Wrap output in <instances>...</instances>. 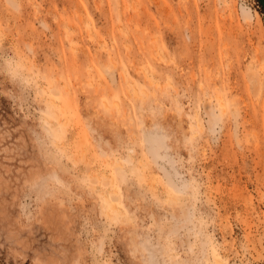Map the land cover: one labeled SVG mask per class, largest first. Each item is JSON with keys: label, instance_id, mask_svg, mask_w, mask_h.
I'll return each instance as SVG.
<instances>
[{"label": "rangeland", "instance_id": "rangeland-1", "mask_svg": "<svg viewBox=\"0 0 264 264\" xmlns=\"http://www.w3.org/2000/svg\"><path fill=\"white\" fill-rule=\"evenodd\" d=\"M0 264H264L258 0H0Z\"/></svg>", "mask_w": 264, "mask_h": 264}, {"label": "snow or ice", "instance_id": "snow-or-ice-1", "mask_svg": "<svg viewBox=\"0 0 264 264\" xmlns=\"http://www.w3.org/2000/svg\"><path fill=\"white\" fill-rule=\"evenodd\" d=\"M106 73L110 74L111 73V69L108 68L106 70ZM103 107H104L105 110L107 109V105H104ZM145 143L147 145L148 142L146 141ZM135 175H136L135 172L128 173V172H123L122 171L121 173H119L120 179H121V181L123 183H127L128 180H129V177L130 176H135ZM165 180L168 181L170 187L177 193H182V192L186 191L187 188H188V185H186L179 177L166 175L165 176ZM21 243H23V242L21 241Z\"/></svg>", "mask_w": 264, "mask_h": 264}, {"label": "water", "instance_id": "water-1", "mask_svg": "<svg viewBox=\"0 0 264 264\" xmlns=\"http://www.w3.org/2000/svg\"><path fill=\"white\" fill-rule=\"evenodd\" d=\"M258 1H259L260 5H261L263 11H264V0H258Z\"/></svg>", "mask_w": 264, "mask_h": 264}, {"label": "bare ground", "instance_id": "bare-ground-1", "mask_svg": "<svg viewBox=\"0 0 264 264\" xmlns=\"http://www.w3.org/2000/svg\"><path fill=\"white\" fill-rule=\"evenodd\" d=\"M215 261L220 262L218 259H216ZM206 262H207V261H206Z\"/></svg>", "mask_w": 264, "mask_h": 264}]
</instances>
